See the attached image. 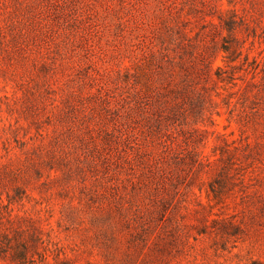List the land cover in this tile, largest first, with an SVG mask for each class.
<instances>
[{"label": "rangeland", "instance_id": "1", "mask_svg": "<svg viewBox=\"0 0 264 264\" xmlns=\"http://www.w3.org/2000/svg\"><path fill=\"white\" fill-rule=\"evenodd\" d=\"M255 56L264 0H0V189H27L13 212L44 229L38 263L264 264ZM218 66L235 79L214 83ZM215 149L260 165L222 199Z\"/></svg>", "mask_w": 264, "mask_h": 264}, {"label": "trees", "instance_id": "2", "mask_svg": "<svg viewBox=\"0 0 264 264\" xmlns=\"http://www.w3.org/2000/svg\"><path fill=\"white\" fill-rule=\"evenodd\" d=\"M237 38V37H234ZM226 51H230L232 54L230 56V60L234 59L233 55L240 50V47L237 44H232L231 46H224ZM254 77L257 76L258 72L262 71V78L264 79V66L261 65L258 57H254ZM225 68L223 66H218L216 71V75L210 74L214 83L219 84L220 82L233 81L235 78L232 76H227L224 74ZM255 85V82L253 83ZM177 93H186L187 86L184 89H181ZM220 93V91H219ZM257 93V92H256ZM174 107L171 109L170 119H173L176 123L174 127H166L164 130L165 133V142L167 148H172L173 145V134L179 133L185 130L183 122L178 120L177 117V105H173ZM204 131H209L208 128H202ZM175 135V136H177ZM255 143V144H254ZM248 141L247 146L249 148V152L253 153L257 148V142ZM238 147V146H237ZM235 149L229 150L226 154V150H221L218 152L217 149L214 150L213 154L207 155V160L211 165H220V173L217 178V182L219 186H215L212 184V189L214 191L215 197L217 199H222L223 191L227 188V180L230 176L234 175L232 170H239L241 167L250 170V166L253 163H244L237 165L238 161L235 155ZM215 155V157H212ZM167 156V154H166ZM243 165V166H242ZM260 168L259 164L253 165V170L256 171ZM14 176L12 178H18L20 173L17 171H13ZM3 175L2 177H4ZM3 182L1 180L0 174V183ZM5 182V178H4ZM118 185V182L116 184ZM27 193V189L20 184L14 186V191L6 190L3 191L0 189V234L3 238L0 240V260H9L12 264H39L38 260H48V254L46 252L40 251L38 243L42 240L41 234L43 232V227L38 223L37 219H33L32 216L29 215H19L18 213H14L13 204L17 201H21L23 195ZM26 232H30V236H22ZM18 236L19 241L14 245L9 242V239L13 235ZM33 242V244H32ZM19 243V244H18ZM21 244V245H20ZM38 255H35V254ZM56 256L60 257V254H56ZM70 258L68 256L63 257L64 264H70ZM255 264H262L260 260H255Z\"/></svg>", "mask_w": 264, "mask_h": 264}]
</instances>
